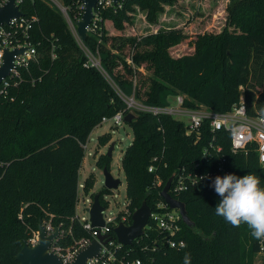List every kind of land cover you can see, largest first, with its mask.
I'll return each instance as SVG.
<instances>
[{
	"label": "trees",
	"instance_id": "obj_1",
	"mask_svg": "<svg viewBox=\"0 0 264 264\" xmlns=\"http://www.w3.org/2000/svg\"><path fill=\"white\" fill-rule=\"evenodd\" d=\"M62 1L72 22L77 14L83 15L80 0ZM177 2L125 0L122 8L100 12L99 40L89 36L85 44L93 54L99 52L110 82L97 69L85 67L87 57L60 11L44 0H23V14L39 20L35 41L45 57L37 71L44 78L35 87L15 89L8 100L0 99V264H19L16 256L39 233L41 222L60 229L58 245L65 248L90 236L77 215L79 173L92 132L104 117H113L127 107L115 86L128 95L136 83L137 100L149 106L160 107L162 96L172 93L185 96L187 108L202 105L220 113L239 102L242 88L248 115L264 116V89L256 93L250 85L252 78L264 80V0H229L226 28L216 35H197L192 41L194 51L179 57H173L171 49L187 39L180 28L160 30L141 40L112 35L108 30L125 32L134 24L137 9L150 24H156L165 7ZM228 27L241 32L236 34ZM207 126L194 144L185 136L181 122L168 115L154 117L136 111L130 124L134 139L122 158L128 213H121L116 222L122 223L129 214L123 223L131 225L143 202L154 212L162 202L160 193L166 181L183 166L198 164L197 172L216 173L224 158L229 174H254L264 187V165L259 164L257 153L250 147L233 154L226 132H217L215 146H221V153H213L209 163L201 159L211 139ZM111 140L110 134L99 137L101 145ZM155 157L161 162L151 174L148 169ZM111 162L106 154L97 165L110 169ZM218 175L224 176L217 173L206 185L174 196L184 203L195 225L189 228L181 220L177 238L185 241L183 249H170L150 223L146 236L126 247L133 250L132 258L144 264H184L185 254L191 253V264H253L261 253L264 264V241H257L246 224L233 227L215 214L221 198L212 182ZM95 183L94 175L86 179L87 195ZM106 192L110 191L104 189L100 198L105 207ZM143 246L156 250L143 252Z\"/></svg>",
	"mask_w": 264,
	"mask_h": 264
},
{
	"label": "built area",
	"instance_id": "obj_2",
	"mask_svg": "<svg viewBox=\"0 0 264 264\" xmlns=\"http://www.w3.org/2000/svg\"><path fill=\"white\" fill-rule=\"evenodd\" d=\"M9 1L10 0H0V7H4ZM52 1H54L59 7V11L65 17L79 47L87 57L85 67L97 69L110 82H112L101 64L99 52L97 51L98 58L86 46L85 42H82L69 16L68 9L63 3L61 4L59 0ZM124 1L125 0H118L117 4H114L113 0H98L94 19L88 31L97 32V34L99 33L98 36H100V22L102 21L100 12L112 7L122 8ZM15 3L23 14L21 8L23 0H16ZM81 9L84 10L83 5L81 6ZM38 21L39 20L36 16L26 17L23 14L21 17L12 19L8 25L0 27V70L4 66L6 50H9L10 52L17 50L22 51L20 54L14 56L13 68L10 70L9 75L1 81L0 99L8 100L15 89L22 86L35 87L43 81V75L41 72L39 73L37 71L41 59L45 57V53L40 47L41 44L35 41L34 30ZM54 50L55 45L53 44L52 51ZM52 57L55 59L56 56L52 55ZM115 88L127 107L113 117H104L101 125L108 122H114L115 126H119L125 122L124 118L130 111H133L135 114L136 111L150 113L154 117L168 115L184 125L185 136L191 137L194 144L201 140L202 128H204V125H208L207 128L210 131L211 139L208 141V148L204 149L202 152L201 159L204 162L209 163L213 153H221V146H215L218 139L217 132H226L229 135L230 151L233 154L245 152L248 148L252 147L257 153L259 164L264 165V116L262 114H256L254 116L248 115L247 106L242 94V88H240L241 95L239 102L235 104L230 111L224 113L212 111L202 105H199L195 109L187 108L183 104L186 97L180 94L175 95V106L153 107L137 100L136 83L134 84L132 95L130 96L125 95L117 86H115ZM182 119H186V123H183ZM160 162L161 158H153L152 164L148 169L149 173H154L156 168L159 167L156 164ZM225 164V159L220 158L216 173L211 171L199 173L196 171L198 164L191 168L184 166L178 168L172 174L173 179L168 191L169 194L174 198V196H179L189 189L199 188L206 185L207 182L217 173L222 175L229 174ZM162 167H166L165 162L162 163ZM157 183L159 185L160 181ZM92 203L93 202H91V205ZM105 208L107 209V207ZM126 213H128L127 210ZM128 216L129 214L123 216V222L128 219ZM117 218H108L104 214L105 226L102 228H93L89 218L85 221L80 220L83 229L86 230L90 236L82 238L79 241H76L72 246L66 248L58 245L60 240L59 237L56 243L52 246L51 252L57 254L63 264H72L82 250L91 245L93 241H98L101 244V250L97 256L88 259L87 264H144L141 259L132 258V249H126V247H132L134 244L132 246H124L118 242L116 236L112 235L114 228L119 224L116 222ZM180 222L181 218L178 211L170 210L168 205L162 200V202L156 205L155 211H151L150 221L145 229L144 236L136 241L138 242L146 236V230L150 228L151 223V226L163 236L165 244L170 249L181 250L185 247V241L177 238L178 233L181 231ZM45 224L48 233H53L55 231L51 223ZM100 236H105L104 241H99ZM136 241H134V243ZM38 242L39 233H34L33 237L28 240V244L31 247H35ZM155 250L156 248H150L149 246L141 247V251L143 252H154Z\"/></svg>",
	"mask_w": 264,
	"mask_h": 264
},
{
	"label": "rangeland",
	"instance_id": "obj_3",
	"mask_svg": "<svg viewBox=\"0 0 264 264\" xmlns=\"http://www.w3.org/2000/svg\"><path fill=\"white\" fill-rule=\"evenodd\" d=\"M59 1L62 4L63 1ZM46 2L59 11V7L54 1L46 0ZM228 3L229 0H178L176 5L165 7L164 12L159 15L156 24H150L146 20L143 12L137 9V12L133 16L134 24L127 26L125 32L116 29L112 30V27L111 30L108 27V30L112 35L120 36L121 34H125V36L141 40L143 38L154 36L160 30L180 28L187 36V39L171 49L173 52L172 56L179 57L194 51L192 41L197 35H203L205 33L216 35L226 28V8ZM81 18L82 16L77 14L76 18L73 19V25L75 28V22L80 21ZM243 28L247 29L248 27L244 25ZM228 30L232 32L234 31L236 34L239 31V29L233 27H228ZM98 34L97 32L90 31L88 32V37L91 36L92 38L99 40ZM94 55L99 58L97 53ZM250 82V85L252 84L254 86L252 89L253 92L260 93L263 91L264 80L260 82L257 77V79L252 78ZM256 97H258V95H256ZM175 105V95L168 93L167 95L162 96L161 106ZM182 122L186 123V119H182ZM105 134H110L112 140L107 145H101L99 143V137ZM133 139V130L130 125L125 122L119 126H115L114 122L100 124V126H98L90 135L89 141L85 146V162L79 176L77 215L80 217L81 221H85L89 218L87 209L90 207L91 202H93V196L104 190V167H99L97 161L100 157L107 154L108 149L113 143H115V147L109 171L114 178L121 180V185L117 190L103 193V200L107 206L104 214L108 218H117L121 213L126 212L128 205L126 197L127 181L122 168V158L124 151L132 144ZM91 175L96 177V183L87 195L84 191V184L85 180ZM253 264H262L261 253L254 257Z\"/></svg>",
	"mask_w": 264,
	"mask_h": 264
},
{
	"label": "water",
	"instance_id": "obj_4",
	"mask_svg": "<svg viewBox=\"0 0 264 264\" xmlns=\"http://www.w3.org/2000/svg\"><path fill=\"white\" fill-rule=\"evenodd\" d=\"M16 0H10L4 7H0V27L8 25L14 18L21 17V13L18 6L15 3ZM84 6V13L80 21L75 22L77 33L82 42H86L88 37V30L93 22L95 11L97 8L98 0H80ZM114 4H117L118 0H113ZM22 51H5L4 66L0 70V84L3 78L7 77L10 70L13 68L14 56L20 54ZM136 119V114L130 111L124 118L125 123L131 124ZM115 143H113L108 149L107 156L112 158ZM104 189L112 192L117 190L121 185V180L116 179L110 173L108 167H104ZM173 175H171L166 181L163 189L160 193L161 199L168 205L170 210L178 211L182 222L189 228H194V223L189 219L184 203L173 198L169 194V188L171 186ZM99 192L93 196V203L90 208L87 209L89 219L93 228H102L105 226L104 211L105 207L101 203V194ZM151 216V209L146 202H143L142 206L136 210L132 216V224L125 225L119 223L114 228L116 239L124 246H132L134 241L141 238L145 234V229L148 226ZM61 235L60 229L57 228L53 233H48L46 224L41 222L39 226V242L35 247H31L28 242L25 243L23 249L16 256V260L19 264H63L60 257L51 252L52 246L56 243ZM105 236H100L99 241H104ZM101 250V244L98 241H93L91 245L82 250L76 260L72 264H87V260L93 258L99 254ZM1 263V260H0Z\"/></svg>",
	"mask_w": 264,
	"mask_h": 264
},
{
	"label": "clouds",
	"instance_id": "obj_5",
	"mask_svg": "<svg viewBox=\"0 0 264 264\" xmlns=\"http://www.w3.org/2000/svg\"><path fill=\"white\" fill-rule=\"evenodd\" d=\"M212 187L221 198L215 214L233 227L246 224L257 241H264V187L260 178L251 173L218 175ZM191 259V253H186L184 264H191Z\"/></svg>",
	"mask_w": 264,
	"mask_h": 264
},
{
	"label": "crops",
	"instance_id": "obj_6",
	"mask_svg": "<svg viewBox=\"0 0 264 264\" xmlns=\"http://www.w3.org/2000/svg\"><path fill=\"white\" fill-rule=\"evenodd\" d=\"M144 16V15H143ZM128 95L130 96V95H132V90H131V92H129L128 93ZM97 160V159H96ZM84 162H85V159H84ZM84 164V163H83ZM83 168V167H82ZM82 170V169H81ZM81 170H80V172H81ZM79 176H80V173H79ZM86 181V180H85ZM79 217V216H78ZM80 218V217H79Z\"/></svg>",
	"mask_w": 264,
	"mask_h": 264
}]
</instances>
